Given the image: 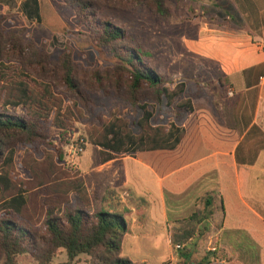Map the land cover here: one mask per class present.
Segmentation results:
<instances>
[{"label": "trees", "instance_id": "obj_1", "mask_svg": "<svg viewBox=\"0 0 264 264\" xmlns=\"http://www.w3.org/2000/svg\"><path fill=\"white\" fill-rule=\"evenodd\" d=\"M168 1L66 0L79 25L89 30L83 36L114 60L112 68L94 70L89 84L79 80L69 45L53 61L47 43L37 48L33 41L24 39L23 32H6L8 17L0 16V262L19 264L22 256L32 255L38 264H53L65 252L68 260L61 264H74L81 256L89 257V264H135L121 255L127 228L124 216L95 210L82 174L65 167L64 150L49 138L51 129L61 131L65 138L84 118L81 105L86 107L90 102L84 84L88 92L107 97L111 89L126 91L134 105L143 100L146 91H152L158 103L166 101L169 107L194 113L192 99L178 101L187 92V83H167L144 61V53L132 48L124 29L98 19L104 5L148 8L167 18ZM141 110L143 116L135 123L138 133L117 115L86 130L87 143L99 150L101 165L141 153L175 151L185 140V128L155 125L149 107L141 106ZM20 145L30 150L18 164ZM40 146L45 147L42 159L35 152ZM73 196L79 203L76 206ZM211 206L209 199L204 210L192 215V231L173 241L182 261L177 264H211L217 257L214 250L194 262L192 249L196 244H189L197 227H202L200 236L210 231L205 222L213 215Z\"/></svg>", "mask_w": 264, "mask_h": 264}, {"label": "rangeland", "instance_id": "obj_2", "mask_svg": "<svg viewBox=\"0 0 264 264\" xmlns=\"http://www.w3.org/2000/svg\"><path fill=\"white\" fill-rule=\"evenodd\" d=\"M41 2L42 22H33L19 14L20 0L0 1L4 7H9L5 9L0 5V16L8 17L4 24L6 32H23L24 39L33 41L37 48L47 43V52L53 61H57L60 52L69 45L79 69V80L85 84L90 83L94 70L104 72L113 67L114 60L108 52L96 49L83 36L82 33L89 30L79 25L66 0ZM216 2L218 8H215ZM108 6L104 5L98 19L109 20L124 29L130 36L132 48L143 52L144 61L167 83H187V92L178 101L192 99L196 114L179 110L176 106L169 107L166 101L158 103L152 91H146L143 100L134 105L126 91L117 93L111 89L107 97L101 92H88L84 84V92L90 99L86 107L81 105L84 118L76 123L65 138H62L61 131L51 129L49 140L64 150L65 167L73 173L82 174L93 197L95 210L116 211L124 216L127 228L121 254L123 258L135 264H177L182 261L173 241L194 228L192 215L197 210H204L207 197L212 195L202 192L201 188L210 183L215 174L192 182L196 177L190 175L193 166L188 167L185 183L177 185L178 178L171 172L177 166L187 165L197 156L205 154V149L198 150L202 147L200 116L206 114L208 106L217 108L222 103L221 97H216L214 102L212 93L215 84L205 77L207 65L191 50V41L197 37L199 26H204L218 13L222 15L224 4L222 0H169L167 7L170 16L167 18L156 16L148 8L114 9ZM69 98L71 101L76 100ZM146 105L153 113L155 125L174 124L183 127L188 131V138L173 152L143 153L137 160H121L110 169L98 172L99 150L87 143L86 130L117 115L128 121L138 133L135 123L143 116L141 106ZM202 132L205 136V123ZM254 146L260 147L259 144ZM194 147L195 151H192ZM43 148L40 146L35 151L38 159H42ZM29 150L23 145L18 146V164ZM23 176L29 179L27 173L23 172ZM142 176L146 179L143 180ZM246 191V201L256 200L254 204L258 203V214L264 220V176L251 173ZM180 192L181 196H177ZM219 192L215 189L214 194L218 198L211 196L214 201L220 199ZM162 193L164 200L161 198ZM73 201V206L79 204L75 196ZM212 220H206L205 223H211L218 229L219 224ZM201 228L194 229V236L189 241V244H196L192 249V261L200 262L218 248L217 257L212 259L211 264H264V239L251 240L248 235L239 234L237 237L241 239L235 238L234 242L242 243L245 248L240 250L229 246L227 254L223 248L219 249V245L225 242L223 240L228 244L227 241L233 236H224L222 241H218L212 232L200 236L198 230ZM67 260L65 252H61L53 264L65 263ZM19 264L38 263L34 256L27 255L19 259ZM74 264H89V257L81 256Z\"/></svg>", "mask_w": 264, "mask_h": 264}, {"label": "crops", "instance_id": "obj_3", "mask_svg": "<svg viewBox=\"0 0 264 264\" xmlns=\"http://www.w3.org/2000/svg\"><path fill=\"white\" fill-rule=\"evenodd\" d=\"M222 1V15L218 13L204 26H199L197 37L191 41V50L207 65L205 77L215 84L212 98L215 102L216 97H221L222 103L217 108L208 106L206 114L200 116L202 147L198 150L205 149V154L187 165L177 166L171 175L178 178L177 185H183L188 167L193 166L190 175L196 177L192 182L215 174L201 191L212 194L213 198H218L215 189L221 191L220 199L214 201L211 196L206 199H211L213 212L207 220L213 218L212 222L219 224L218 229L207 224L209 232L218 241L224 236H233L227 239L228 244L223 240L225 242L219 245V249L223 248L229 254V246L245 248L242 243L234 242L235 238L241 239L237 237L239 234H246L251 240L264 239V220L258 214V203L254 204L255 199L246 201L251 173L264 176V0ZM19 4L20 15L33 22H42L41 0H20ZM218 7L216 2L215 8ZM193 114H196L195 110ZM204 123L205 136L202 132ZM188 136L187 131L185 140ZM139 155L100 164L98 172L110 169L121 160H137ZM142 179L146 177L142 176ZM178 194L181 196L182 192ZM161 198L164 200L163 193Z\"/></svg>", "mask_w": 264, "mask_h": 264}, {"label": "built area", "instance_id": "obj_4", "mask_svg": "<svg viewBox=\"0 0 264 264\" xmlns=\"http://www.w3.org/2000/svg\"><path fill=\"white\" fill-rule=\"evenodd\" d=\"M264 49V47H262ZM224 264V263H223Z\"/></svg>", "mask_w": 264, "mask_h": 264}]
</instances>
